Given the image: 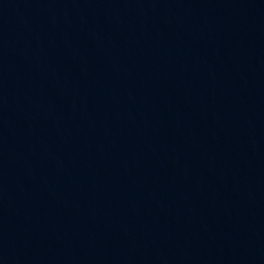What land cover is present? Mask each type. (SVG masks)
Masks as SVG:
<instances>
[{
  "label": "water",
  "instance_id": "water-1",
  "mask_svg": "<svg viewBox=\"0 0 264 264\" xmlns=\"http://www.w3.org/2000/svg\"><path fill=\"white\" fill-rule=\"evenodd\" d=\"M0 264H264V0H0Z\"/></svg>",
  "mask_w": 264,
  "mask_h": 264
}]
</instances>
